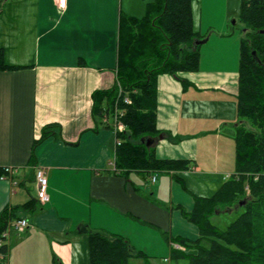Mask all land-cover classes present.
<instances>
[{"label":"crops","instance_id":"0c3cea01","mask_svg":"<svg viewBox=\"0 0 264 264\" xmlns=\"http://www.w3.org/2000/svg\"><path fill=\"white\" fill-rule=\"evenodd\" d=\"M153 1L67 0L64 8L55 0L0 4V47L14 66L0 69V168L17 169L13 181L0 179V212L14 211L29 223L23 232L11 231L7 264H89L88 233L81 227L122 236L145 258L153 252L141 231L160 230L170 258L172 237H199L184 211L235 174L237 65L200 64L196 71L157 77L156 126L163 137H157L154 155L185 160L187 168L116 170L117 136L94 116L93 95L117 82L121 18L144 17ZM211 2L192 0L201 38L203 17L215 16ZM237 8L224 9V22ZM39 166L48 178L46 203L37 196Z\"/></svg>","mask_w":264,"mask_h":264},{"label":"trees","instance_id":"16d2710c","mask_svg":"<svg viewBox=\"0 0 264 264\" xmlns=\"http://www.w3.org/2000/svg\"><path fill=\"white\" fill-rule=\"evenodd\" d=\"M239 20L243 23L240 45L238 116L235 130L236 172L212 196L196 197L185 216L199 228V237H172L187 250L172 248L173 264H264V0H243ZM201 35L194 26L192 0H154L142 18L120 20L117 82L107 91L94 93L93 114L109 118L121 109L119 119L127 130L118 133L116 170L146 173L185 169L188 162L159 159L149 137L157 138V77L160 73L196 71L200 66ZM255 52V55L253 54ZM14 66L4 61L0 47V69ZM125 98L130 101L125 102ZM104 117L108 119L104 120ZM246 118L251 129L243 126ZM2 169L0 168V174ZM179 181L182 182L178 178ZM238 205L242 212L226 229L211 217ZM14 211L0 212V238ZM88 233L89 264H129L130 258L145 257L122 236ZM1 251L7 252L4 245Z\"/></svg>","mask_w":264,"mask_h":264},{"label":"rangeland","instance_id":"374dc122","mask_svg":"<svg viewBox=\"0 0 264 264\" xmlns=\"http://www.w3.org/2000/svg\"><path fill=\"white\" fill-rule=\"evenodd\" d=\"M242 1L243 0H237L236 3V0H212V9L215 11V16L209 17L208 19L210 20L208 21L205 15L202 22L203 34L205 37H208L206 42L199 45L200 64L203 67L210 69H229L233 68L234 65H237V68L239 67L240 45L241 37L243 35V23L239 20ZM228 7L238 8L236 13L224 22L222 12ZM198 10L199 9H197V12ZM199 19L200 15L196 14L195 26L197 28L199 26ZM216 27L221 29L220 31L226 30V32H217ZM243 126L248 129L252 128V125L246 118L243 119ZM203 181L205 182V180ZM241 212L242 209L238 205H235L231 209L230 207L224 208L221 212L212 216V223L219 229L224 230ZM141 235L142 243H146L147 241V247L150 250L152 249V257H133L130 258L128 262L129 264H173V262L168 263L164 260V257L167 256L168 258L169 254H167V245L163 240L164 237L160 230H156L155 232L152 231V229H147L144 232L141 231ZM142 243L140 247H142ZM175 243L181 245L179 250H187V246H184L177 241ZM146 245L144 247H146ZM162 248L165 249L163 252L161 250Z\"/></svg>","mask_w":264,"mask_h":264},{"label":"built area","instance_id":"2783aa9c","mask_svg":"<svg viewBox=\"0 0 264 264\" xmlns=\"http://www.w3.org/2000/svg\"><path fill=\"white\" fill-rule=\"evenodd\" d=\"M4 0H0V4ZM60 8H64L67 4V0H55ZM129 98H125V102H129ZM122 114V110L116 108L115 112L112 114V127L117 136V145L121 144V139L118 137V133L124 132L127 130L126 125L119 119V116ZM108 119V117H106ZM17 169L15 166H2V173L0 174V179H6L13 181V176L16 173ZM35 180L37 187V196L41 203H46L49 200L48 194V178L46 175V171L43 167H37L35 170ZM152 181H156V176L152 177ZM28 220L25 217H19L16 219H12L9 221L7 228L3 231L2 236L0 238V248L4 245H7V241L9 235L12 230L17 232H23L28 227ZM173 247L176 249H180L181 245L173 243ZM8 254L7 252L0 250V264H7ZM170 258H166V261H169Z\"/></svg>","mask_w":264,"mask_h":264},{"label":"water","instance_id":"95a60500","mask_svg":"<svg viewBox=\"0 0 264 264\" xmlns=\"http://www.w3.org/2000/svg\"><path fill=\"white\" fill-rule=\"evenodd\" d=\"M206 40H207V38H204V39H198V40H196L195 45L202 44V43L206 42ZM253 54L255 55V52H254V51H253ZM159 137L162 138L163 135H160ZM142 140H143V141H146V145H147L148 147H150V146H154L155 142L157 141V138L149 137V138H147L146 140H145V139H142Z\"/></svg>","mask_w":264,"mask_h":264}]
</instances>
